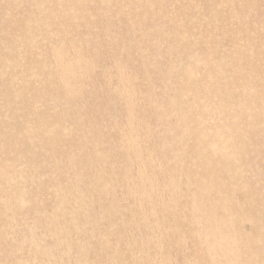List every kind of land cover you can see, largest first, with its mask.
<instances>
[{
	"label": "bare ground",
	"instance_id": "1",
	"mask_svg": "<svg viewBox=\"0 0 264 264\" xmlns=\"http://www.w3.org/2000/svg\"><path fill=\"white\" fill-rule=\"evenodd\" d=\"M72 8L78 13L72 15ZM131 35L139 41L124 42L122 36ZM263 47L264 0H0V171L5 178L6 168L18 167V177L5 180L15 204L31 209L34 221H45L39 241L28 232L30 243L45 247L46 256L59 264H142L158 244L139 236L150 243L145 249L125 233L118 197L138 211H160V223L150 226L143 219V226L158 229L164 223L171 229V223L181 222L175 212L177 185L201 204L213 194L227 195L222 179L230 173L210 167L209 158L254 150L257 118L238 132L223 111L237 94L233 74ZM173 52L180 59L187 53L196 62L211 63L222 86L232 83L233 90L211 93L201 84L204 68L200 72L196 63L181 75L183 65L169 63ZM136 71L144 91L135 83ZM182 87L183 96L193 100V112L180 104ZM201 99L221 130V146L193 139L195 133L212 134L206 117L199 116ZM156 131L168 149L156 142ZM252 161L264 163V157ZM128 163L135 170L125 168ZM184 168L190 169L195 188L190 181L176 182ZM42 173L53 187L51 196L39 184ZM161 189L171 191L172 201L165 203ZM52 229L56 242L48 239ZM31 251L41 254L35 247Z\"/></svg>",
	"mask_w": 264,
	"mask_h": 264
},
{
	"label": "rangeland",
	"instance_id": "2",
	"mask_svg": "<svg viewBox=\"0 0 264 264\" xmlns=\"http://www.w3.org/2000/svg\"><path fill=\"white\" fill-rule=\"evenodd\" d=\"M77 13L78 10L72 8V15ZM177 23L176 21L174 25L176 24L178 26ZM122 38L124 42L139 41V38H136L135 35H131L130 38L128 36H122ZM132 48H134L133 45ZM174 53H172L169 63L173 67H176L178 62L181 63L184 67L181 75L185 76L188 74L190 68L195 67L196 63L200 72L204 68L202 74L205 76V81L201 80V84L205 85L211 93L213 92L215 94L217 89L221 91L217 94L220 96L222 92L225 93L229 89L233 90L232 83L231 85L222 86V80L220 81L219 79V72L215 67L210 66L211 63L196 62V57L187 55V53L182 55L180 59L179 53ZM251 53L249 57H246L244 67L241 68L242 70L236 71L233 74L232 79L235 82L233 86L236 89L233 92L237 91V94L230 99V103L223 112L225 117H233L231 124L228 122V126L238 128V132L247 127L246 122H250L252 118H257L255 124L256 128H258L257 136L252 135V142H255V151L253 150L252 152L250 149H247L246 154L241 153V155L234 158L226 157L228 153L226 151L222 152L223 155L221 154L216 158H209L211 160L209 161L211 163L210 167L213 164L215 169L223 168L226 174L228 172L230 173L222 179L229 188L227 195L213 194L209 198L207 196L208 199L206 201H210L201 204L199 200H196V202L191 201L190 197L185 194V189L180 185L178 188L177 185V195H179L178 198L180 199L176 198L179 203L175 212L180 217L181 222L171 223V229L164 223L158 229L150 227L153 226V222L155 221H158V223L161 222L160 211L156 209L153 211L146 208L143 211H138L135 205L129 202L130 200L123 202L118 197L116 203L120 211L126 214L120 218L126 226L125 233H132L135 236L136 244L145 249L150 248V243L158 244L157 249L151 246V250L148 253L149 256L145 258L146 262L144 263L143 261L142 264H152L153 262L154 264H264V163L260 161V164L256 163L253 165L252 161L255 156L256 158L260 157V159L264 157V133L262 134V130L264 129V108L260 106L261 102L264 104V91L262 89V84H264V70H260L258 65L263 57L262 55H264V47L261 51H252ZM237 58L239 61L243 60V56L241 55ZM195 70L197 71V69ZM240 75L241 77L243 76V79L249 81L250 84L246 85L242 83ZM142 80L141 73L136 71L135 83L141 91H144L145 85ZM218 84L221 86L217 87ZM181 92L183 99L180 104L183 105L184 110H187V112L196 110L194 108L195 105H193V100L183 96L186 93L183 87ZM249 94L252 97H249ZM197 107L199 116L206 117L203 122L207 127L212 129V134L206 136V134L200 135L195 133L193 139L202 144L210 145L211 147L221 146L219 144L221 130L219 131L216 125L213 124L214 122L210 117L211 108L208 102L201 99ZM2 119L7 120V116L3 114ZM252 124L254 125V123ZM221 127L224 128V125ZM154 139L163 148H169L166 142L167 140L160 136L157 131L154 134ZM236 140L239 142L238 138ZM237 141L235 142L237 143ZM98 167L102 170L101 166L98 165ZM153 167L154 173L156 175L159 174L158 169L160 168H157L156 164ZM17 168L14 166L6 168L4 173L5 178L0 171V260L3 262L0 261V264H56L57 262H53L50 257L46 256L47 249L40 244L30 243V238L27 235L29 231H32L36 235L31 238L39 241V236L43 232L45 221L43 219L34 221L35 219L31 209L26 211L24 208H17V204L13 200L15 195L13 192H10V185H6L5 180L7 178L12 179L18 177ZM23 168L26 170L25 172L30 170L26 166H23ZM95 168H97V165ZM125 168L129 171L131 170V172L135 170V166L130 163L126 164ZM209 172L210 169H208ZM167 174L170 175L168 172ZM191 174L190 169L184 168L180 172V176L176 175V182L179 179L190 181L191 188H195L197 184ZM39 176V184L44 187L47 192L46 194L51 196L53 187L51 184H48V177L43 173ZM105 179L108 180L107 177ZM218 181L220 182L221 179ZM175 187L176 184L174 183V189ZM121 188L122 186L117 185L115 187L116 192L119 193ZM160 192L165 199V203L166 201H172L168 197L171 195L169 189H161ZM45 197L44 195L43 198L45 199ZM69 206L72 207L71 205ZM168 207H170L169 210L172 213L174 204H168ZM46 215L52 216V213L47 212ZM23 216L27 217L23 218ZM143 219L150 226H143ZM114 220H119V218H115ZM210 220L212 222H209ZM139 236L143 238L147 236L150 239V243L142 238L140 240ZM48 239L50 242L57 241L56 231L54 229L50 231ZM141 243H144V245H141ZM159 244H161L160 247ZM3 245L6 246L4 247ZM34 247L35 250H39L41 253L39 256H33L31 249ZM70 252L72 255H76L75 249H71ZM85 257L86 255H83V258ZM90 259L91 256L88 257V260Z\"/></svg>",
	"mask_w": 264,
	"mask_h": 264
}]
</instances>
